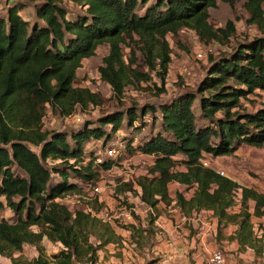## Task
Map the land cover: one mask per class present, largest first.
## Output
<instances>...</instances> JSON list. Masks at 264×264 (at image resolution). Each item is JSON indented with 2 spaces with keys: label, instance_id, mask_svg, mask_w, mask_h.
Masks as SVG:
<instances>
[{
  "label": "trees",
  "instance_id": "obj_1",
  "mask_svg": "<svg viewBox=\"0 0 264 264\" xmlns=\"http://www.w3.org/2000/svg\"><path fill=\"white\" fill-rule=\"evenodd\" d=\"M30 1L31 19L21 14L28 7L21 0L0 14V210L8 207L13 213L11 220L0 219V255L10 257V264H95L97 251L108 243H120L115 228L130 230L131 238L139 229L151 234L159 204L169 205L172 200L184 215L211 211L218 232L235 225L232 238L240 247L261 253L264 230L256 233L252 218L264 215V192L239 186L215 168L203 166L201 160L204 155L222 156L242 145L264 143V101L252 111L241 102L249 95L264 94V38L244 41L229 54L210 58L194 92L183 91L156 108L115 110L101 116L97 125L87 121L70 133L47 130L42 123L47 106L67 116L77 106L99 104L95 92L74 85L82 59L92 56L99 44L110 45L99 68L100 78L120 95L125 71L118 45L124 36L134 33L158 41L185 26L209 41L217 37L216 31L224 30H213L207 20V8L216 0H65L80 7L73 11L62 0ZM243 2L250 21L258 22L264 33V0ZM232 29L228 24L223 37ZM147 53L146 62L159 69L163 83L169 63L167 43L160 42L154 55L150 49ZM197 98L198 116L193 111ZM147 111L154 122L159 121V130L141 142L134 143L130 135L121 138V151L151 157L145 174L116 189L123 195L118 197L122 208L134 222L121 224L94 215L102 208L98 193L90 200L78 198L72 207L63 202L67 194H84L82 185L70 178L94 186L102 170L119 164L121 152L96 165L95 150H86L85 144L90 140L105 144L124 120L131 125ZM106 125L109 132L104 130ZM48 159L57 163L48 167ZM173 181L185 188L171 198ZM189 189L192 192L186 197ZM236 189H240L239 208L230 211ZM129 194L150 210L143 229ZM44 238L63 246L50 259L42 254ZM26 243L34 245L38 255L29 262L13 258V252Z\"/></svg>",
  "mask_w": 264,
  "mask_h": 264
},
{
  "label": "rangeland",
  "instance_id": "obj_2",
  "mask_svg": "<svg viewBox=\"0 0 264 264\" xmlns=\"http://www.w3.org/2000/svg\"><path fill=\"white\" fill-rule=\"evenodd\" d=\"M14 1L18 0H0V14H5L8 5ZM21 1L28 4V7L23 9L21 14L31 19L33 16V2L30 0ZM62 1V4L70 11L80 9L79 6L71 2ZM207 14L208 23L213 30L218 28L224 30V32L216 31L217 37L209 41L200 39L193 29L185 26L181 27L175 34L167 33L163 38H158V41L140 37L134 33L124 36L118 45L125 71V80L120 95L115 94L111 85L100 78L99 68L104 65L103 59L109 54L110 45L108 42L99 44L92 56L82 59L80 67L76 70L74 83L75 86L88 88L90 91L95 92L100 99L99 104L77 106L75 111L67 116H63L57 110L47 106L42 118L43 127L47 130L70 133L79 129L87 121L97 125L96 121L101 116L115 110L125 111L134 108L139 111L145 105L156 108L160 103L183 91L194 92L210 65V58H218L222 54H229L234 47L244 41L259 37L264 38V33L258 26L259 23L250 21L251 15L244 6L243 0H216L213 6L207 8ZM228 24L233 29L230 34L223 37ZM162 41L167 43L169 49V63L167 64L163 83L157 75L159 69H151L146 62L147 49H150L151 54L154 55ZM198 54H201V56L199 57ZM156 61L157 59L154 60V62ZM184 69L188 73H185ZM159 89H163V91H159ZM263 101L264 94L261 92L249 95L247 99H241L242 104L251 111L258 108ZM193 111L198 116V98L193 103ZM138 127H141V129L136 131ZM159 128V121L154 122L150 111H147L143 118H137L131 125H128L124 120L122 127L113 133L105 144H103V140H90L85 144L86 150H100L103 158H106L103 155L104 148L110 144L115 145L116 149L121 152V154L119 153V164L108 170H102L98 182L94 185L98 186L97 193L102 207L100 215L103 218L110 216L111 219L119 220L121 224L127 223L121 213L124 209L122 208L123 202L119 198L123 195L118 194L116 189L119 186L121 187L123 183L135 180L136 177L145 174L146 168L151 163V157L148 155L140 153L129 155L126 151H121L124 147L121 138L130 135L133 136L134 143L141 142ZM104 130L109 132V126H104ZM30 147L38 152L37 147L32 145ZM202 160L207 162L208 167L222 171L225 176L232 178L239 186H246L264 192V143L260 146L242 145L227 155H204ZM56 163L57 160L48 159L46 161L48 167ZM70 181L82 185V192L85 195H92L94 186H85L80 180L74 178H70ZM169 187L171 192L178 190L176 183H171ZM190 192L187 191L186 196H189ZM235 192L230 211H236L239 208L240 189H236ZM131 193L133 196L135 195L133 192ZM129 197L128 201L134 206L135 213L139 215L145 213L147 209L145 205L137 197L131 195ZM77 198L76 194H67L62 201L72 207L77 203ZM249 207H252V201L249 202ZM203 217L210 222L212 227H215L217 232L216 242L212 243L210 251L214 248L224 250L227 264H264V248L258 254L253 250L243 249L242 253L244 255L239 258L236 257L234 252L238 249L235 246L231 247L232 237L227 239V243L223 242L228 231L234 232L232 224L221 227L218 232L217 222L213 224L210 220L211 217L208 215H203ZM1 218L11 220L13 218L12 211L8 207L0 210ZM252 223L254 231L260 233L261 229L264 230V215L259 218L253 217ZM219 240H222V242L219 243ZM40 246L43 256L48 259L58 251V248L46 238L42 239ZM147 253H149V256L154 254L150 251ZM37 255V248L26 243L23 244L20 251L13 252L12 257L19 259L21 262H29ZM240 260L244 262H240ZM0 262L10 264L11 258L0 255Z\"/></svg>",
  "mask_w": 264,
  "mask_h": 264
},
{
  "label": "crops",
  "instance_id": "obj_3",
  "mask_svg": "<svg viewBox=\"0 0 264 264\" xmlns=\"http://www.w3.org/2000/svg\"><path fill=\"white\" fill-rule=\"evenodd\" d=\"M171 183L177 184L178 190L175 191H184V185L175 181ZM175 191L171 192L169 187L171 198ZM188 191L192 192V189ZM186 192H184L185 196ZM121 213L127 222H134L127 211L124 210ZM148 213H150L148 208L145 213L140 215L136 213L140 218L142 229L146 226ZM203 215L210 216V220L215 224L216 218L209 210L184 215L175 205V200H172L169 205L160 203L159 211L151 226L153 230L151 234L139 229L131 238L130 230L115 228L122 238L120 243H108L97 251L98 258L95 264H147L148 262L150 264H207L211 245L216 242L217 232ZM232 226L235 229L236 226ZM234 234L228 231L225 237L223 236L225 238L223 242L227 243V239ZM232 239L231 247L235 246L238 249L234 255L239 258L244 255L242 253L244 248L240 247L236 239ZM220 242L222 240H219ZM148 251L154 253L153 256H149ZM240 262L244 261L240 260Z\"/></svg>",
  "mask_w": 264,
  "mask_h": 264
},
{
  "label": "built area",
  "instance_id": "obj_4",
  "mask_svg": "<svg viewBox=\"0 0 264 264\" xmlns=\"http://www.w3.org/2000/svg\"><path fill=\"white\" fill-rule=\"evenodd\" d=\"M198 56L200 57L201 54H198ZM183 71L185 73H188L185 69ZM121 148H122V146H121ZM118 154H119V150L116 149L115 145L110 144V145L106 146L104 148V151H103V155L106 158H103L102 152L100 150L99 151H95V153H94V163L96 165H98V164L102 163L105 159H115ZM201 163H202L203 166H207V162H205L204 160H201ZM217 171H218V173L220 175H224L222 171H219V170H217ZM97 191H98V186H94L92 188V195H85V194H76V195H77L78 198H82L84 200H90V199L93 198V196L95 194H97ZM234 194H236V192H234ZM239 197H240V195H239ZM93 214L98 216V217H101L102 220H110L111 219L110 216L107 217V218H103L100 215V212H98V213L93 212ZM52 243L58 249L63 247L58 242H52ZM226 263H227V257H226V254H225L224 250H222L221 248H214L212 251H210L207 264H226Z\"/></svg>",
  "mask_w": 264,
  "mask_h": 264
}]
</instances>
